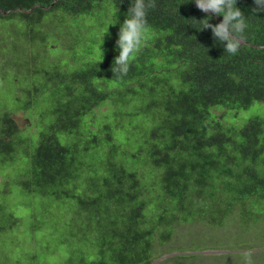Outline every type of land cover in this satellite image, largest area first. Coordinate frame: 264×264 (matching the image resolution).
<instances>
[{"label":"trees","instance_id":"obj_1","mask_svg":"<svg viewBox=\"0 0 264 264\" xmlns=\"http://www.w3.org/2000/svg\"><path fill=\"white\" fill-rule=\"evenodd\" d=\"M130 3L0 0V264H155L180 225L264 221V116L224 123L264 102V12L237 0L231 55L193 0H155L120 78Z\"/></svg>","mask_w":264,"mask_h":264},{"label":"rangeland","instance_id":"obj_2","mask_svg":"<svg viewBox=\"0 0 264 264\" xmlns=\"http://www.w3.org/2000/svg\"><path fill=\"white\" fill-rule=\"evenodd\" d=\"M228 111L231 118L225 117L224 123L242 126L252 117L264 116V102L255 101L252 106L243 109L241 111L245 115L243 119L234 117L233 110L227 109ZM224 112L218 111L221 117L224 116ZM15 118L21 127L31 125V120L22 113H18ZM176 233L177 236L170 242L164 243L163 247L155 246V250L159 249L161 253L155 264H172V261L167 258L193 252L199 254V257L194 260L195 262L197 260L196 264H225L234 263V261L242 263L245 261L241 255L244 251L252 252V263L264 264V221L259 222L255 230H244L238 225H231L230 222L225 227L218 228L204 223L184 224L176 228ZM164 248L173 253H165L166 250L160 251Z\"/></svg>","mask_w":264,"mask_h":264},{"label":"clouds","instance_id":"obj_3","mask_svg":"<svg viewBox=\"0 0 264 264\" xmlns=\"http://www.w3.org/2000/svg\"><path fill=\"white\" fill-rule=\"evenodd\" d=\"M195 6L206 14L204 26L201 29H211L215 41L224 47V52L235 55L246 42L245 30L248 25L244 12L237 7V0H193ZM254 12H264V0H254ZM156 7L155 0H131L126 13V18L120 24L115 42L118 55L115 56L111 71L120 78L126 76L132 61L146 45L147 35L150 30L147 15L149 9ZM222 16L218 24H211L212 15ZM210 17V19H209ZM245 264H252V252L241 253Z\"/></svg>","mask_w":264,"mask_h":264}]
</instances>
